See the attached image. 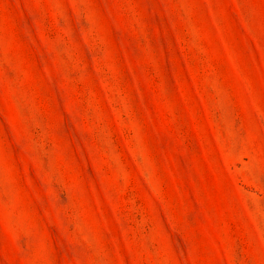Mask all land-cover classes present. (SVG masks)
<instances>
[{
  "label": "rangeland",
  "instance_id": "374dc122",
  "mask_svg": "<svg viewBox=\"0 0 264 264\" xmlns=\"http://www.w3.org/2000/svg\"><path fill=\"white\" fill-rule=\"evenodd\" d=\"M0 264H264V0H0Z\"/></svg>",
  "mask_w": 264,
  "mask_h": 264
}]
</instances>
